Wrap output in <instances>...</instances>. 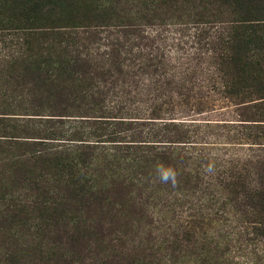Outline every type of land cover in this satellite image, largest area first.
Wrapping results in <instances>:
<instances>
[{"label":"rangeland","instance_id":"374dc122","mask_svg":"<svg viewBox=\"0 0 264 264\" xmlns=\"http://www.w3.org/2000/svg\"><path fill=\"white\" fill-rule=\"evenodd\" d=\"M18 1L0 10V264L15 249V264H264V98L224 87L218 56L231 6L116 0V18L76 20L64 29L69 50L92 65L76 89L38 77V60L54 67L52 51L35 55L39 32L19 20ZM92 103L101 111H88ZM98 114L114 121L87 116ZM62 141L97 143L94 155L121 144L132 160L91 173L105 201L84 210L64 198L83 233L61 226L39 250L38 204L64 192L34 152ZM161 165L177 173L175 185L159 181Z\"/></svg>","mask_w":264,"mask_h":264},{"label":"trees","instance_id":"16d2710c","mask_svg":"<svg viewBox=\"0 0 264 264\" xmlns=\"http://www.w3.org/2000/svg\"><path fill=\"white\" fill-rule=\"evenodd\" d=\"M15 1L0 0V10L7 6V4H14ZM114 1L116 0H19V20H24L26 25L32 24V28L38 29L39 32L35 33L33 42L36 43L40 55H35L41 58L42 52L52 51V63L54 67L45 69L44 67L48 64L41 65V60H38L39 62H36L34 66L38 77L45 79L51 78V81L58 80L73 83L76 89L89 84L86 81L91 76H88L84 71L86 70L85 67L90 69L92 66L91 59L86 53L82 55L81 51V58H79L80 55L77 52L75 55L71 54L69 50L70 40H68L69 31L65 32L64 29L79 27L80 25H78L76 20H104L106 18L111 20L116 18L117 15L112 5L115 3ZM220 1L231 6L234 15L233 22H235V24L230 26V31L227 32V39L223 41L226 52L223 53V57L218 56L220 59L218 64L228 72L227 74H229L231 80L230 84L226 82L224 87L230 90L231 93L235 91L250 95L255 94L258 98L263 99L264 0ZM29 20L33 22H28ZM64 21L66 24H63ZM46 31L50 33L48 34ZM106 56L108 57V55ZM215 68L218 72L221 71L217 66ZM101 70L95 72V74L99 73V76H101L103 74ZM105 94L104 91L102 93L103 98ZM261 102L264 103V99ZM95 104L88 105V111L93 110L94 113H97L96 109L101 111V107H94ZM87 116L101 121L98 123L107 124L104 121H114L104 119L113 116L103 114ZM112 134L113 131L107 134V136L111 137ZM90 135L97 139H101L103 136L99 132H96V134L91 132ZM75 140L88 141L86 139ZM95 141L99 144V142L106 140ZM60 143L62 144L57 146L59 149L53 148L45 156L42 155V149L34 152L38 160L37 162L48 169L46 174H49L54 182L57 180L58 184H62V190L64 192V194L45 197L38 204L43 212L39 214L38 222L34 225L33 235L35 237L34 239L36 237L38 238L36 245L39 250L43 246L42 243L50 238V235H56L58 233L64 234L63 229L59 230L61 226L70 225L73 228L81 230L83 233L84 225L79 221L73 220L72 213L69 216L64 214L67 213V210H63V208L67 203H70L69 201L64 204V198L71 197V201L77 204V208L81 207L84 210L89 209L90 204H99L102 199L105 201L107 198L103 194L106 190L100 186L96 187L97 182L92 183L91 173L98 168L110 173L117 169L124 171L127 169L126 162L132 160L129 152L120 154L121 147H118V145L121 144H113L115 146L111 148L115 150L114 153H108L101 149L100 152L94 155L93 150H97L98 147H95L97 143L93 145L80 142L78 146L73 145L74 143L72 142L65 143L62 141ZM124 147L126 148L128 146ZM43 181L46 182V180ZM44 193L45 195L47 194V192ZM77 212H79V209ZM52 228L54 230L51 231ZM58 238V235L54 237L55 242H58ZM16 253V249L11 253H6L7 262L15 264L18 261V253ZM49 254H51L50 249H48V253L45 256L46 259Z\"/></svg>","mask_w":264,"mask_h":264},{"label":"clouds","instance_id":"9594fccd","mask_svg":"<svg viewBox=\"0 0 264 264\" xmlns=\"http://www.w3.org/2000/svg\"><path fill=\"white\" fill-rule=\"evenodd\" d=\"M156 173L161 183H171L175 185L177 173L170 167L157 166Z\"/></svg>","mask_w":264,"mask_h":264}]
</instances>
